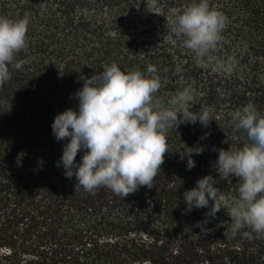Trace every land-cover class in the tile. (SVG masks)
<instances>
[{
	"label": "trees",
	"instance_id": "obj_1",
	"mask_svg": "<svg viewBox=\"0 0 264 264\" xmlns=\"http://www.w3.org/2000/svg\"><path fill=\"white\" fill-rule=\"evenodd\" d=\"M192 2L0 0V16L29 21L27 47L16 56L28 62L0 87V264H264V236L230 231L238 178L216 185L222 208L214 218L207 208L187 211L183 200L197 179L217 176L219 149L249 143L230 114L251 102L264 116V0H208L226 26L202 57L182 46L172 24ZM113 62L142 73L155 66V100L170 107L189 88V110L213 117L206 127L170 128L153 186L124 199L104 186L75 193V177L56 166L67 141L51 130L57 114L77 108L73 94L84 80ZM199 146L189 170L177 150Z\"/></svg>",
	"mask_w": 264,
	"mask_h": 264
},
{
	"label": "clouds",
	"instance_id": "obj_2",
	"mask_svg": "<svg viewBox=\"0 0 264 264\" xmlns=\"http://www.w3.org/2000/svg\"><path fill=\"white\" fill-rule=\"evenodd\" d=\"M28 23L26 17L11 20L0 16V87L10 80V69L20 70L28 62L16 59L27 47ZM172 24L183 37L182 46L202 57L216 47L226 17L210 8L208 0H193L174 14ZM175 71L181 68L177 66ZM155 73L153 65L146 73L123 71L115 62L105 65L73 94L77 108H68L54 117V138L67 141L56 166H62L66 178L75 177V193L81 189L92 193L104 186L124 199L139 186L151 188L168 152V130L197 122L206 127L213 120L207 109L189 110L194 99L189 88L178 91L170 107L162 106L154 98L161 87ZM230 120L236 130H243L249 143L237 149H219L212 165L217 176L197 179L195 186L183 193V200L187 211L207 208L206 216L214 218L222 208L216 185L228 177L238 178L237 195L227 209L230 231L235 234L250 228L264 236V116L249 102L234 110ZM180 149L179 159L187 157L189 170L195 166L193 155L204 151L202 146ZM78 152L82 153L79 162L75 159ZM196 226L205 231L201 222Z\"/></svg>",
	"mask_w": 264,
	"mask_h": 264
}]
</instances>
